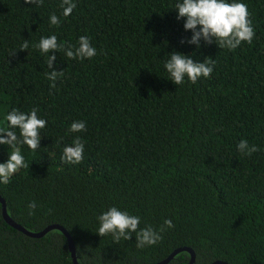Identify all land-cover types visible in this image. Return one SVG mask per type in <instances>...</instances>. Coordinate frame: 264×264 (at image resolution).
<instances>
[{
	"label": "trees",
	"instance_id": "trees-1",
	"mask_svg": "<svg viewBox=\"0 0 264 264\" xmlns=\"http://www.w3.org/2000/svg\"><path fill=\"white\" fill-rule=\"evenodd\" d=\"M61 2L0 0V127L13 108H36L47 121L39 149L19 145L29 167L0 184L8 216L31 232L63 227L78 264H155L179 248L194 252L193 264H264V0H239L255 37L232 51L188 44L179 0H74L68 17ZM52 35L73 46L88 36L97 50L85 60L50 52L63 71L55 88L35 47ZM174 51L214 60L211 76L172 83L164 63ZM74 121L86 130L69 133ZM77 136L83 160L65 163ZM241 140L259 151L240 153ZM10 153L0 145V163ZM113 206L138 216L140 228L159 232L166 219L173 227L152 246L137 248L135 233L115 243L96 234L97 217ZM189 262L183 251L168 264ZM0 264L73 262L59 230L28 237L4 221L0 203Z\"/></svg>",
	"mask_w": 264,
	"mask_h": 264
},
{
	"label": "clouds",
	"instance_id": "clouds-1",
	"mask_svg": "<svg viewBox=\"0 0 264 264\" xmlns=\"http://www.w3.org/2000/svg\"><path fill=\"white\" fill-rule=\"evenodd\" d=\"M26 5L42 6L43 0H23ZM60 7L62 15L68 17L76 8L74 0H62ZM177 20L184 19L183 28L191 32V38L186 42L190 45L200 47V41L205 44H215L218 48L230 51L238 48L242 43L251 44L255 37L252 27L250 13L247 5L239 0H179L175 4ZM51 25H59L60 20L55 15L50 16ZM199 26V30L197 27ZM185 41H181L184 43ZM29 47L27 40L21 45L24 51ZM35 47L44 55H47V79L51 81L50 88L56 87V81L63 76V71H56L53 68L55 55H48L50 52L63 51L69 59H92L97 55V50L92 46L88 36L78 38L76 46L58 42L55 35L41 37ZM13 53L12 55H14ZM164 68L168 72L172 83L175 85L184 84L185 80L195 84L201 77L209 78L213 72L214 60L206 58L204 62H194L190 56L172 52ZM7 130L0 127V145H6L11 149L6 163H0V184H7L11 177L20 169L28 168L25 157L21 153L19 145H26L31 151L40 148L41 130L47 126V121L38 116V109L33 108L25 113L13 108L5 116ZM17 130L18 133L17 134ZM86 130L83 121H74L70 125L69 133H80ZM240 153L251 156L259 151L255 145L249 146L247 140H241L237 145ZM84 144L77 136L70 145L63 148L62 160L69 164H79L83 160ZM38 205L31 201L28 205V215H34ZM50 211V210H49ZM99 227L96 234L101 237L111 236L113 242L118 243L121 239L128 241L135 233L137 248L157 244L162 236L160 233L167 228L173 227L172 221L166 219L159 232L151 226L140 228V218L121 211L117 207H110L97 217Z\"/></svg>",
	"mask_w": 264,
	"mask_h": 264
},
{
	"label": "water",
	"instance_id": "water-1",
	"mask_svg": "<svg viewBox=\"0 0 264 264\" xmlns=\"http://www.w3.org/2000/svg\"><path fill=\"white\" fill-rule=\"evenodd\" d=\"M0 203L2 205V217H3L4 221L8 225H10L14 229L20 231L21 233H23L24 235H26L28 237H31V238H41L47 232H49L51 230H59L66 237V239H67L68 248H69V252H70V255H71V259H72L73 264H78L77 263V260H76V254H75V248H74L73 241H72L70 235L67 233V231L63 227H61L59 225H49L45 229H43L42 231H39V232H31V231H28V230L24 229L23 227H21L20 225L16 224L8 216L5 202H4V200L1 197H0ZM183 251H186V252H188L190 254V262H189V264H193L194 263V260H195V255H194V252L191 249H189V248H179V249H176L168 257H166L164 260H162V261H160L158 263H155V264H168L178 253L183 252ZM213 264H226V263L221 262V261H217V262H215Z\"/></svg>",
	"mask_w": 264,
	"mask_h": 264
}]
</instances>
